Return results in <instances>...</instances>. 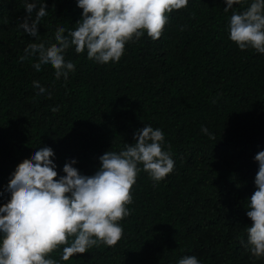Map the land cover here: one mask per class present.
Returning <instances> with one entry per match:
<instances>
[{"label":"trees","instance_id":"trees-1","mask_svg":"<svg viewBox=\"0 0 264 264\" xmlns=\"http://www.w3.org/2000/svg\"><path fill=\"white\" fill-rule=\"evenodd\" d=\"M251 2L225 13L224 0H189L169 14L159 40L145 34L125 46L119 62L98 64L70 47L65 60L75 71L57 80L50 65L34 69L38 54L20 57L29 43H55L57 28L73 30L82 17L77 0H44L39 39L19 28L24 0H0V206L10 199L17 166L43 147L53 150L59 176L72 160L91 176L103 154L135 143L148 125L164 133L163 150L174 160L158 183L138 174L115 246H94L68 261L61 247L50 254L57 264H178L186 256L200 264H264L251 256L246 231L255 156L264 151V54L229 38L232 13Z\"/></svg>","mask_w":264,"mask_h":264},{"label":"clouds","instance_id":"clouds-1","mask_svg":"<svg viewBox=\"0 0 264 264\" xmlns=\"http://www.w3.org/2000/svg\"><path fill=\"white\" fill-rule=\"evenodd\" d=\"M224 2L227 13L241 0ZM188 3L189 0H77L82 17L75 28L67 35L64 27L57 28L55 43L50 46L29 43L20 60L38 54V62L33 65L37 72L42 65H50L57 80H67L76 67L65 60L70 47L74 46L77 54L86 51L87 58L98 64L119 62L125 46L138 42L145 34L153 41L159 40L169 14L185 9ZM24 6L27 16L19 28L39 39L38 25L48 14L47 5L44 0H24ZM229 38L240 50L251 48L264 54V0H252L242 13H232ZM33 87L38 89V95L47 92L38 81L33 82ZM202 131L215 139L207 128L202 127ZM134 141L125 144L119 153L103 154L99 158L101 166L91 176L81 175L73 167L76 160L65 163L64 175L59 176L49 147L24 159L7 185L9 201L0 206V264H57L50 254L61 247L60 259L68 261L94 246H115L123 236L120 221L131 214L128 206L133 203L132 187L138 174L143 170L158 183L174 170L170 150H163L164 133L160 129L146 125L136 131ZM255 161L256 190L246 210L252 224L246 231L251 256L260 259L264 257V151L255 156ZM178 264L200 262L195 256H186Z\"/></svg>","mask_w":264,"mask_h":264}]
</instances>
